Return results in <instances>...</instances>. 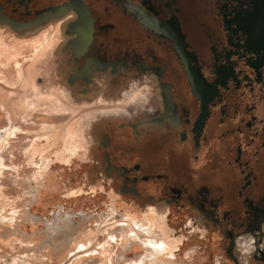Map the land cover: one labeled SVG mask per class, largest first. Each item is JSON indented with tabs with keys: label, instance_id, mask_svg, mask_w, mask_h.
Returning a JSON list of instances; mask_svg holds the SVG:
<instances>
[{
	"label": "flooded vegetation",
	"instance_id": "1",
	"mask_svg": "<svg viewBox=\"0 0 264 264\" xmlns=\"http://www.w3.org/2000/svg\"><path fill=\"white\" fill-rule=\"evenodd\" d=\"M51 23L58 84L98 101L92 138L121 196L227 230L238 264L242 233L264 257V0H0L13 32Z\"/></svg>",
	"mask_w": 264,
	"mask_h": 264
},
{
	"label": "rangeland",
	"instance_id": "2",
	"mask_svg": "<svg viewBox=\"0 0 264 264\" xmlns=\"http://www.w3.org/2000/svg\"><path fill=\"white\" fill-rule=\"evenodd\" d=\"M59 27L0 26V264H238L227 230L167 220L122 197L116 172L107 179L89 124L98 101H71L58 84ZM250 238L235 256L264 264Z\"/></svg>",
	"mask_w": 264,
	"mask_h": 264
}]
</instances>
